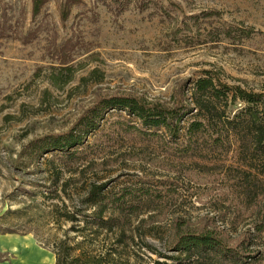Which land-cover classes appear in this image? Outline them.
Wrapping results in <instances>:
<instances>
[{"label":"rangeland","instance_id":"rangeland-1","mask_svg":"<svg viewBox=\"0 0 264 264\" xmlns=\"http://www.w3.org/2000/svg\"><path fill=\"white\" fill-rule=\"evenodd\" d=\"M33 6L0 0V264H56L45 245L60 233L53 211L66 203L81 218V191L90 183L153 191L125 198L118 228L148 264H210L177 250L178 226L221 230L231 245L252 235L264 258L256 230L264 202L250 201L264 176L237 148L172 156L157 140L123 135L62 166L52 154L38 162L27 154L32 143L68 133L103 97L180 109L193 106V83L207 73L218 84L264 93V0H49L37 15ZM243 107L237 101L227 112Z\"/></svg>","mask_w":264,"mask_h":264},{"label":"trees","instance_id":"trees-1","mask_svg":"<svg viewBox=\"0 0 264 264\" xmlns=\"http://www.w3.org/2000/svg\"><path fill=\"white\" fill-rule=\"evenodd\" d=\"M48 1L34 0V15L39 14ZM217 82L209 73L195 81L191 89L193 106L185 105L180 109H170L130 95L100 98L68 133L32 143L27 154L35 162L52 154L62 160V166L95 152L98 143L124 135L157 140L161 150L172 156L194 158L201 156L203 150L222 155L237 148L250 154L249 160L258 163L260 174L264 176V93H250ZM237 101H242L244 107L234 115L228 114L230 105ZM115 112L117 118L108 120L107 116ZM186 116L191 119L183 126L181 122ZM166 134L175 141L168 143ZM53 173L59 184L62 170L55 167ZM66 184L58 187L64 194H67L70 182ZM81 194L82 210L78 211L81 218L76 217L66 203H63V212L53 211L54 222L62 234L52 236L50 243L45 245L55 254L56 264H148L140 256V248H132L126 243L124 230L118 228L121 214L128 207L125 198L139 199L153 191L124 189L109 192L104 185L90 183ZM250 201L263 203L264 188ZM63 223L71 224V227L65 230ZM178 230L177 250L195 256L200 262L256 264L260 261L264 264L263 255H258L252 248V235L231 245L225 233L218 229L182 231L178 226ZM256 230L264 234V216ZM154 264L169 263L157 261Z\"/></svg>","mask_w":264,"mask_h":264},{"label":"crops","instance_id":"crops-1","mask_svg":"<svg viewBox=\"0 0 264 264\" xmlns=\"http://www.w3.org/2000/svg\"><path fill=\"white\" fill-rule=\"evenodd\" d=\"M1 238H2V240H4V241L7 240V237L2 236ZM12 241H14V240H12ZM10 244H11V243H10ZM16 247H17V246H16Z\"/></svg>","mask_w":264,"mask_h":264},{"label":"bare ground","instance_id":"bare-ground-1","mask_svg":"<svg viewBox=\"0 0 264 264\" xmlns=\"http://www.w3.org/2000/svg\"><path fill=\"white\" fill-rule=\"evenodd\" d=\"M17 249V248H16Z\"/></svg>","mask_w":264,"mask_h":264}]
</instances>
